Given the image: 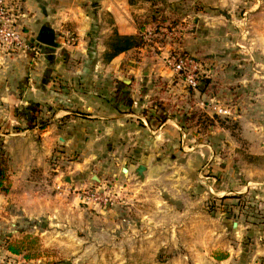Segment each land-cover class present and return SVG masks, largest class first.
I'll list each match as a JSON object with an SVG mask.
<instances>
[{"label":"crops","instance_id":"obj_1","mask_svg":"<svg viewBox=\"0 0 264 264\" xmlns=\"http://www.w3.org/2000/svg\"><path fill=\"white\" fill-rule=\"evenodd\" d=\"M21 3L18 28L30 48L16 54L0 50V135L5 131L4 149L13 163L10 191L0 193V214L15 205L32 221L47 218L51 226L64 227L66 219H60V213L69 216L71 212L84 213L75 205V197L69 198L64 193L65 198L60 199L42 188L44 181L37 179L35 173L38 165L45 164L56 149L64 146L68 152L76 151L84 163L103 160L113 164L111 173L118 180L123 204L120 208L123 231L127 233L132 228L139 240L144 242L148 238L156 255L160 251L170 253L168 264H264V220L256 222L248 218L246 222L238 217L229 223L230 215L221 209L215 208L217 212H213L205 208L204 189L200 195L181 200L182 203L173 201L185 192L182 189L173 192L177 176L165 169L170 155L160 149L169 147L175 134L181 135V128L169 119L153 132L140 110L127 109L125 84L120 82V71L125 66L123 58L143 49L135 48L105 60L115 33L139 35L131 0H21ZM260 14V52L264 58V7ZM44 26L55 31L58 48L38 42ZM70 36L73 44L68 43ZM199 64L202 70L208 67L200 61ZM162 70L159 71L163 77H171L172 71ZM191 90L199 100L202 98L197 106L212 117L206 110L208 105L203 96L207 93H202L203 85ZM40 120L47 123L41 125ZM14 127H20L21 131L12 133ZM196 146L202 147L198 153L209 163L220 160L211 144L203 142ZM103 147L101 154L94 153L96 148ZM140 165L147 168L144 181L137 180L136 169ZM252 170H255H250L252 174L262 173ZM250 175L248 171L245 174L227 171L224 182L219 179L220 184L217 188L212 185L213 190L220 197L252 193L255 189L263 193V187L255 185L264 181L254 180ZM75 177L82 181L87 176L80 172ZM212 180L216 183L217 179ZM181 181L180 178V185ZM97 182L103 184L101 178ZM37 184L39 187H35ZM132 201L138 204L133 211L134 219L129 220L126 206ZM53 233L47 230L44 234ZM44 236L46 246L61 242L56 236L53 240ZM221 255L226 258L217 260Z\"/></svg>","mask_w":264,"mask_h":264},{"label":"rangeland","instance_id":"obj_2","mask_svg":"<svg viewBox=\"0 0 264 264\" xmlns=\"http://www.w3.org/2000/svg\"><path fill=\"white\" fill-rule=\"evenodd\" d=\"M131 3V9L136 12L138 34L143 38L140 47L143 50L123 58L125 66L120 71V82L125 84L127 109L140 110L153 132L169 119L181 128V135L176 133L171 145L160 149L170 155L165 169L177 176L173 192L180 189L185 192L173 201L182 203L181 200L200 195L204 189L207 192L205 208L213 212H217L215 208L221 209L230 215L229 223L238 217L246 222L248 218L256 222L264 220V192L253 189L252 193L220 197L217 191L212 194L209 190L212 185L217 188L219 179L224 182L227 171L229 174L248 171L254 180L264 181V58L260 52L263 1L131 0ZM177 53L192 55L204 66L208 64L203 70L212 76L211 84L202 91L207 93L202 94L209 107L206 110L221 105L231 111L229 116L211 117L197 106L202 98L195 97L194 91L186 87L168 65L171 55ZM160 69L172 71L171 77H163ZM203 70L202 78L208 76ZM41 120V125L47 123ZM1 130L0 125V133ZM10 131L19 133L21 128L14 127ZM5 134L2 131L0 135V149L10 167V177L13 163L4 149ZM203 142L211 144L219 156L216 164L213 160L209 163L198 153L202 147L196 145ZM103 149L96 148L94 153L101 154ZM74 152H68L64 146L56 149L45 164L38 165L35 173L37 179L44 181L42 188L60 199L65 198L64 193L69 198L75 197V205L84 213L71 212L69 216L62 212L60 219H66V224L53 227L47 218L32 221L15 205L8 206L0 214V264H168L170 253L160 251L156 255L148 238L144 242L139 240L132 228L127 229V233L123 231L120 214L123 204H120L118 180L111 173L113 164L103 160L84 163ZM252 169L262 173L252 174L251 171H255ZM80 172L87 176L82 181L75 177ZM92 174L95 178H91ZM97 178H101L103 184H98ZM213 178L217 179L216 183ZM138 179L144 181L145 173L143 179L137 176ZM96 185L110 191L111 196L117 198L116 202L106 208L82 203L78 196ZM255 186L264 189V183ZM35 187H39L38 184ZM133 202L126 206L125 215L129 220L134 219L133 211L138 204ZM47 230L54 233L44 234ZM26 235L40 240L37 260H25L23 255L13 257L7 250L9 244ZM44 235L51 240L56 236L61 242L46 246Z\"/></svg>","mask_w":264,"mask_h":264},{"label":"built area","instance_id":"obj_3","mask_svg":"<svg viewBox=\"0 0 264 264\" xmlns=\"http://www.w3.org/2000/svg\"><path fill=\"white\" fill-rule=\"evenodd\" d=\"M21 7V0H0V50L2 52L16 54L30 48L26 44L21 30L18 28ZM74 42V39L70 36L68 43L73 44ZM168 65L171 66L172 70L186 87L193 90L201 87L203 72L196 58L177 53L171 55L168 60ZM209 111L214 116H229L231 114L229 109L221 105H214ZM60 188L61 186L58 187V189ZM209 190L212 194H215L213 186ZM110 193V191L108 192V190L106 191L100 186L86 190L78 197L82 203L88 206L92 204L106 208L108 205L114 204L117 199H114Z\"/></svg>","mask_w":264,"mask_h":264},{"label":"trees","instance_id":"obj_4","mask_svg":"<svg viewBox=\"0 0 264 264\" xmlns=\"http://www.w3.org/2000/svg\"><path fill=\"white\" fill-rule=\"evenodd\" d=\"M143 45V38L141 35L137 36H121L115 33L108 45L109 50L105 54V60H112L118 55L128 52L135 48H140ZM205 79V80H204ZM203 86L206 89L211 84L210 78L204 76L201 79ZM205 93V92H204ZM44 127V125L42 126ZM1 145V144H0ZM9 165L4 153L0 149V193H9L10 191V178L8 176ZM40 240L33 235H26L20 241H16L8 245L7 250L13 255H23L25 260L33 261L40 258ZM225 255L216 257L217 260L225 259Z\"/></svg>","mask_w":264,"mask_h":264},{"label":"water","instance_id":"obj_5","mask_svg":"<svg viewBox=\"0 0 264 264\" xmlns=\"http://www.w3.org/2000/svg\"><path fill=\"white\" fill-rule=\"evenodd\" d=\"M38 42L45 44L47 46L50 47H54V48H58L59 47V43L56 42V34L55 31L47 26H44L38 35L37 38ZM147 168L144 165H140L138 166V168L136 169V174L139 178L143 179L144 178V173L146 172ZM124 172H127L126 169H124ZM237 224L235 223L234 226H236Z\"/></svg>","mask_w":264,"mask_h":264}]
</instances>
